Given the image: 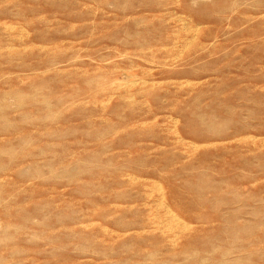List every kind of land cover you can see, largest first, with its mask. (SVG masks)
Wrapping results in <instances>:
<instances>
[{
    "label": "rangeland",
    "instance_id": "374dc122",
    "mask_svg": "<svg viewBox=\"0 0 264 264\" xmlns=\"http://www.w3.org/2000/svg\"><path fill=\"white\" fill-rule=\"evenodd\" d=\"M0 264H264V0H0Z\"/></svg>",
    "mask_w": 264,
    "mask_h": 264
}]
</instances>
